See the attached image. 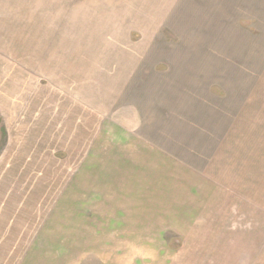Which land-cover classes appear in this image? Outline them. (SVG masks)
<instances>
[{
  "label": "rangeland",
  "instance_id": "rangeland-1",
  "mask_svg": "<svg viewBox=\"0 0 264 264\" xmlns=\"http://www.w3.org/2000/svg\"><path fill=\"white\" fill-rule=\"evenodd\" d=\"M127 2L0 0V178L23 180L24 193H37L24 208L44 212L40 237L56 229L49 250L56 264H96L94 252L81 262L83 250L64 246V215L70 205L78 209L79 195L69 200L80 192L73 183L104 171L81 163L127 156L116 152L122 146H137L135 156L142 144L162 146L174 190L180 166L206 173L213 158L236 213L215 217L214 229L203 216L191 227L154 229L156 263L264 264V0H228L226 8L190 0L151 30L138 24L143 10ZM85 106L89 129L98 116L101 132L69 131ZM112 122L115 130L145 123L147 131L109 132ZM169 203L156 208L169 213ZM25 251L35 257L47 249Z\"/></svg>",
  "mask_w": 264,
  "mask_h": 264
},
{
  "label": "crops",
  "instance_id": "crops-1",
  "mask_svg": "<svg viewBox=\"0 0 264 264\" xmlns=\"http://www.w3.org/2000/svg\"><path fill=\"white\" fill-rule=\"evenodd\" d=\"M125 1H128V5L129 2L133 3V7L137 10H143L142 17L144 20L138 24H143L145 28L147 26L151 30L155 26L167 24L173 11L181 7L184 8L190 0ZM197 1L206 3L202 6H195V8H209L213 6L211 2L219 1L223 2L222 6L226 8L225 1L228 2V0ZM227 6L230 7L231 5ZM83 108H81L82 111H79L81 114L76 119L78 123L75 129H70V132H92L94 129H89L87 107ZM98 119L100 118L97 116L95 128L97 130L94 129L93 132L100 131L98 125L102 119ZM137 121L141 123L138 118ZM115 123L117 124V122ZM125 125L118 123L117 127L120 130H115V124L112 122L107 128H109V132L112 129V132L147 131L145 123L141 125V129H132ZM107 128L104 129V132H108ZM1 131L4 134L3 138H6L8 128L4 126ZM130 147L133 149L131 152ZM139 147L142 150L139 156L134 155L135 152H138L137 146L131 145L127 148L122 146L119 148L121 150L116 152L119 155L128 153L127 156L122 157L120 155L116 159V156L113 155V158L106 157L107 162L96 160L95 162L80 164L81 170L95 165L98 170H104L102 176L95 175L89 178L83 176L80 171L81 176L73 183L79 186L80 192L71 193L69 199L73 201L71 196L73 194L79 195V198H75L79 201L78 209H72L70 205L68 213L64 215L67 218L65 223L68 227L64 233L66 241L64 246L69 249L79 248L81 251L83 250L81 262H87V254L94 252L92 257L97 261L96 264H130L134 263L135 260L141 263L149 261L148 264L152 262L161 263V259L158 258L160 255L158 254L157 257V253L151 251V249L157 248L156 250H158L161 247L156 245L151 236L154 229L159 230L162 225L167 230L168 223L174 224L177 228L181 222L184 227H191L192 222H194L193 219L199 216H203L205 222H208L210 217L213 218V222L211 219L209 225H214L212 227L214 229L215 217L226 219V217L236 213L232 212L231 199L226 197L229 196L226 194L227 190L225 192L219 189L220 185H228L227 174L223 172L224 167L220 164H217L219 167L217 171L216 164L213 165L212 163L213 158H211V163L208 162L205 166L207 175L199 170L193 171V168L196 170L199 167L185 168L180 166L184 176L180 182L176 181L174 190H171L167 184L169 166L166 150L162 146L153 144H142ZM214 147L213 152H218L223 146ZM85 148L81 151L87 152V145ZM153 159L156 163H153ZM157 164L159 165L158 173H153L157 170ZM123 168L124 171L120 175L119 171ZM201 168L204 171V167ZM191 175L193 176L191 177ZM24 184L26 185V182L23 180L0 178V264H56V257L50 256L49 252L56 245V229L51 227L52 234H47V236L43 234L40 237L37 234L40 224L39 213L43 215L44 212L31 209V207L25 210L24 202L33 199L34 194L36 195L35 198L38 196L37 193H24ZM150 186L152 187L150 188ZM151 192L154 195H151ZM125 193H130L136 197L132 198L130 202L129 196L127 197ZM121 194H124L123 197ZM165 200L167 203L170 200L167 207L169 213L166 212V214L162 209L156 208L164 206ZM120 201H124V203L121 205ZM51 220L54 225L55 214L51 215ZM227 223V220H224L219 227H223L224 230ZM48 231L50 232V230ZM41 238L44 241L43 244L40 243ZM24 249H47V252L44 251L41 255V252L38 251L33 257L29 251L23 253L22 250ZM121 250H123V256Z\"/></svg>",
  "mask_w": 264,
  "mask_h": 264
}]
</instances>
